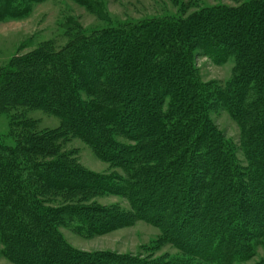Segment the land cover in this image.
<instances>
[{
    "label": "trees",
    "instance_id": "16d2710c",
    "mask_svg": "<svg viewBox=\"0 0 264 264\" xmlns=\"http://www.w3.org/2000/svg\"><path fill=\"white\" fill-rule=\"evenodd\" d=\"M72 1L109 24L99 0ZM43 2L0 0V22L25 18ZM68 24L64 45L49 40L22 53L28 41L0 67V113L10 121L0 134V256L10 264H146L80 257L61 239L58 228L73 220L95 234L119 220L77 203L54 207L56 198L118 193L61 152L78 138L124 169L119 181L134 214L165 224V238L184 257L248 260L264 235V223L250 225L264 210V0L91 33ZM199 54L232 61L223 88L201 83ZM209 106L244 126L245 167L210 123ZM32 110L54 116L59 128L37 131L25 116ZM248 194L256 207L244 203Z\"/></svg>",
    "mask_w": 264,
    "mask_h": 264
},
{
    "label": "rangeland",
    "instance_id": "374dc122",
    "mask_svg": "<svg viewBox=\"0 0 264 264\" xmlns=\"http://www.w3.org/2000/svg\"><path fill=\"white\" fill-rule=\"evenodd\" d=\"M99 1L104 15L109 18V24L72 0H45L43 3L36 4L25 18L0 22V67L8 65L28 41H31V46L24 49L22 53L49 40H54L59 46L64 45L67 41L64 37V30L69 25V20L80 26L83 32L91 33L106 28L108 25L136 23L156 18H177L196 10L217 6L238 7L255 0ZM218 62L219 60L203 54L197 55L194 59V66L201 83L210 89L223 88L234 71L232 61ZM25 116L35 121L37 131H52L60 126L57 118L41 110L28 111ZM208 118L212 126L236 151L237 160L245 167V153L242 151L241 144L244 137L241 129L244 126L240 120L232 118L222 108L215 106H209ZM9 122L8 115L0 113V134H8ZM117 139L122 144H128L122 138ZM61 152L72 153V158L84 171L105 178L114 187L113 189H118V193L101 192L96 196L88 194L92 196L73 202H65L61 198L54 200V207L73 206V203H77L85 207L101 209V212L114 214L119 219L112 229L102 234L88 232L87 227L77 220L59 227L58 233L61 239L75 254L80 257H96L100 261L106 257L113 260L115 257L143 261L146 264H203L199 260L184 257L172 243L167 241L164 236L165 224L156 225L155 221H146L140 219L138 214H134L132 202L121 190L123 183L119 179L125 178L124 169L102 160L78 138H69L66 143H63ZM252 199L248 194L244 203L250 204L251 202L255 205ZM258 209L256 212L259 213V225L256 226L255 220L254 223L250 222L256 230L264 223V210L262 212V209ZM186 227L189 229L188 226ZM262 232L264 233V230ZM250 254L251 257L248 260L236 261L232 264H264V235L252 242ZM0 264L10 263L0 256Z\"/></svg>",
    "mask_w": 264,
    "mask_h": 264
}]
</instances>
